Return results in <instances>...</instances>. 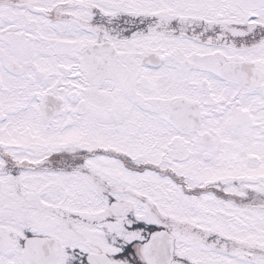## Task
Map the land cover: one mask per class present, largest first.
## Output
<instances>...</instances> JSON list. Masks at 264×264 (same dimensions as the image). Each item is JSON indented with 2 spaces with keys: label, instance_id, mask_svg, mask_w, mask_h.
I'll return each instance as SVG.
<instances>
[{
  "label": "snow or ice",
  "instance_id": "obj_1",
  "mask_svg": "<svg viewBox=\"0 0 264 264\" xmlns=\"http://www.w3.org/2000/svg\"><path fill=\"white\" fill-rule=\"evenodd\" d=\"M0 264H264V0H0Z\"/></svg>",
  "mask_w": 264,
  "mask_h": 264
}]
</instances>
